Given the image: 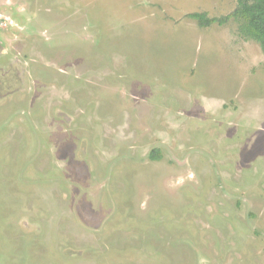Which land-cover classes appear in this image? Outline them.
<instances>
[{
    "label": "rangeland",
    "instance_id": "obj_1",
    "mask_svg": "<svg viewBox=\"0 0 264 264\" xmlns=\"http://www.w3.org/2000/svg\"><path fill=\"white\" fill-rule=\"evenodd\" d=\"M236 5L0 0V264H264V54L189 16Z\"/></svg>",
    "mask_w": 264,
    "mask_h": 264
},
{
    "label": "trees",
    "instance_id": "obj_2",
    "mask_svg": "<svg viewBox=\"0 0 264 264\" xmlns=\"http://www.w3.org/2000/svg\"><path fill=\"white\" fill-rule=\"evenodd\" d=\"M189 16L198 20L202 26L236 20L240 34L246 39L257 41L264 54V0H237L234 11L222 17H209L205 12L190 13ZM151 157L159 159L161 155L156 151L151 153Z\"/></svg>",
    "mask_w": 264,
    "mask_h": 264
},
{
    "label": "clouds",
    "instance_id": "obj_3",
    "mask_svg": "<svg viewBox=\"0 0 264 264\" xmlns=\"http://www.w3.org/2000/svg\"><path fill=\"white\" fill-rule=\"evenodd\" d=\"M183 182V180L181 179L180 181H178V183H182Z\"/></svg>",
    "mask_w": 264,
    "mask_h": 264
}]
</instances>
